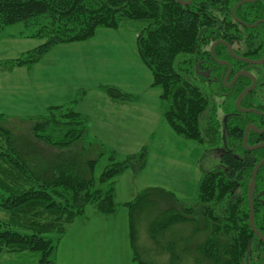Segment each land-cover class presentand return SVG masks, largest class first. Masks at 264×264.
<instances>
[{"label": "trees", "instance_id": "obj_1", "mask_svg": "<svg viewBox=\"0 0 264 264\" xmlns=\"http://www.w3.org/2000/svg\"><path fill=\"white\" fill-rule=\"evenodd\" d=\"M239 1L192 0L183 6L176 0H0V30L15 22L37 25L38 34L45 37L39 46L43 49L87 38L100 25L117 27L130 21L137 26V49L152 73L153 85L161 88L167 121L178 134L206 142L209 147L201 160L203 175L195 201L187 205L171 198L175 206L162 211L152 222L150 235L155 239L176 223H200L199 230L207 234L196 250V262L202 264H264V244L248 224L251 174H233L250 173L264 156V147L246 150L242 146L243 130L251 114L229 116L223 132L212 87L193 77L195 64L209 57L207 48L214 40L232 44L233 38L244 36L249 42V35L237 29L242 26L233 17L248 23L264 19V0L236 5ZM256 28L264 30V21ZM259 37L257 43L263 48L264 31ZM221 46L215 48L216 55ZM245 85L242 81L235 83L230 102L223 105L225 112L236 111L233 102ZM105 89L121 101L130 97ZM31 123L32 136L42 147L54 150L50 157L37 155L34 149L28 158V152L19 150L13 134L0 119V211L6 214L0 221V252L31 256L33 264H55V242L66 226L83 215L89 203L101 213L114 212L118 204L110 180L129 167L142 169L146 152L143 148L118 159L114 150L98 144L97 155L91 156L89 145L82 144L88 138V119L71 105L51 107L49 116ZM222 135L229 150L217 154ZM209 154L215 160L211 166L204 164ZM103 155L109 163L96 181L94 168ZM260 171H264V164ZM107 181L108 187L103 189L99 184ZM154 191L146 190L125 204L132 260L137 264H159L138 253L134 223L135 212ZM260 197H264V174H256L253 196L254 224L264 237V204ZM176 259L172 252L169 264Z\"/></svg>", "mask_w": 264, "mask_h": 264}, {"label": "rangeland", "instance_id": "obj_2", "mask_svg": "<svg viewBox=\"0 0 264 264\" xmlns=\"http://www.w3.org/2000/svg\"><path fill=\"white\" fill-rule=\"evenodd\" d=\"M37 29L15 22L0 30V119L19 150L27 151L28 158L34 149L44 157L54 154L32 136L31 121L49 116L51 107L71 105L88 119V138L82 144L89 145L91 156L97 155L98 144L114 150L118 159L143 148L146 152L142 169L129 167L110 180L118 204L114 212L101 213L89 203L83 215L66 226L55 242V264H137L125 204L150 189L156 191L134 215L138 253L159 264L171 263L172 252L179 258L174 264H202L196 262V250L207 234L199 230L200 223H176L155 239L150 235L152 222L175 206L171 198L187 205L195 201L201 160L209 147L178 134L167 121L161 88L153 85L137 49V26L130 21L117 27L100 25L87 38L45 49L39 48L45 37ZM105 87L130 97L115 99ZM114 100L123 104L112 105ZM211 156L206 155L205 165L215 163ZM108 163L107 155L98 158L96 181ZM110 181L99 185L105 189ZM5 218L0 211V221ZM33 263L31 256L0 252V264Z\"/></svg>", "mask_w": 264, "mask_h": 264}, {"label": "flooded vegetation", "instance_id": "obj_3", "mask_svg": "<svg viewBox=\"0 0 264 264\" xmlns=\"http://www.w3.org/2000/svg\"><path fill=\"white\" fill-rule=\"evenodd\" d=\"M182 1H187V0H182ZM183 6H188V5H183ZM233 19L242 26L241 28L239 27L237 29L240 32H244L246 35H249L248 37L249 42H247V39H244L245 38L244 36L242 37L239 36L232 39L233 43L232 44L229 43V44L232 48L235 57L230 54L228 47L226 45L222 43H217L213 48V53L215 56L213 57L210 52L211 45L216 40L225 41L223 39L214 40L207 48L209 57L201 58L195 64L193 77H195L196 79H201L206 85L212 87V97L217 100V105L219 106L217 112L219 113L220 111L221 113L220 123H221V130L223 132L224 129L227 128V118L229 116L237 115L238 113L251 114L250 121L245 125V127L249 125L246 135V143L248 136L250 135V139L252 140V142L247 143V145H255L258 143H264V130L260 131L264 128V63L255 64L238 58H245L250 61H258L264 57V47L260 48L257 43L258 40H261L259 34L264 30L260 28H256V24L258 22L264 21V19H259L252 23L251 22L248 23L244 19L242 20L241 18L236 19L233 17ZM219 44L222 46L221 49H219L216 52L217 53L216 55L215 48H217V45ZM240 72H248L251 76L247 74H242ZM252 77L255 78V87L252 91L249 92L245 105L242 104H243V99L245 98V95L247 93L243 96V98L240 101V106L245 109H250V108L255 109L257 112H252V111L240 112L236 108V98L242 90H244L247 86H249L252 83L253 81ZM238 81L247 83V85H245L243 89L235 97L233 103L236 111L230 110L229 112H225L223 110V105L226 102L227 103L230 102L231 95L235 88V83ZM244 130H243L242 139L244 136ZM227 136L229 135L227 134ZM221 140H222V145L216 151L217 154L229 150L225 136L222 135ZM243 148L246 149L244 146ZM262 158H264V156ZM262 158H260V160ZM233 174H252V171L250 173L243 171H234ZM256 174H264V171H260V172L257 171ZM259 199L264 204V197L263 198L260 197Z\"/></svg>", "mask_w": 264, "mask_h": 264}, {"label": "water", "instance_id": "obj_4", "mask_svg": "<svg viewBox=\"0 0 264 264\" xmlns=\"http://www.w3.org/2000/svg\"><path fill=\"white\" fill-rule=\"evenodd\" d=\"M178 3L182 4V5H189V3L191 2V0H187V1H182V0H176ZM252 1H255V0H241L239 1L236 5L240 4V3H243V2H252ZM235 7V6H234ZM234 7L232 8V15L234 14L233 13V10H234ZM217 43H222L224 45H226L228 47V50L230 52V54L232 56L235 57L233 51H232V48L230 46L229 43H227L226 41H222V40H216L210 47V52L212 54L213 57L214 56V53H213V48L214 46L217 44ZM238 59H242V60H245V61H248L250 63H255V64H262L264 63V57L261 59V60H258V61H250L248 59H245V58H238ZM242 74H247L249 76H251L248 72H240ZM252 83L247 86L244 90H242L239 95L237 96L236 98V108L240 111V112H249V111H252V112H257L255 109H245V108H242L240 106V101L241 99L243 98V96L252 91L255 87V78L252 77ZM248 128H249V125L245 127V130H244V136H243V139H242V143H243V146L248 149V150H253V149H257V148H260L262 146H264V143H258V144H255V145H247L246 143V135H247V131H248ZM254 128V127H253ZM264 128L260 131H263ZM264 163V158H262L261 160H259L255 166L253 167L252 169V174H251V180H250V183L248 184V191H247V200H248V208H249V212H248V224L250 226V229L252 230V232L257 236V238H259V240L264 244V237L262 236V234L257 230V228L255 227V224H254V220H253V217H254V206H253V195H254V189H255V177H256V172L258 171L259 167Z\"/></svg>", "mask_w": 264, "mask_h": 264}, {"label": "crops", "instance_id": "obj_5", "mask_svg": "<svg viewBox=\"0 0 264 264\" xmlns=\"http://www.w3.org/2000/svg\"><path fill=\"white\" fill-rule=\"evenodd\" d=\"M111 103H112V105H116V104H119V103H122V102H119V101L114 100V101H111Z\"/></svg>", "mask_w": 264, "mask_h": 264}]
</instances>
